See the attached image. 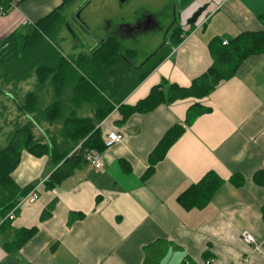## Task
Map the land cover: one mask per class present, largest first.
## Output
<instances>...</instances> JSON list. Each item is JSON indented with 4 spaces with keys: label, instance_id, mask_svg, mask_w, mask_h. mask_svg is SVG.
<instances>
[{
    "label": "crops",
    "instance_id": "crops-1",
    "mask_svg": "<svg viewBox=\"0 0 264 264\" xmlns=\"http://www.w3.org/2000/svg\"><path fill=\"white\" fill-rule=\"evenodd\" d=\"M204 2L209 4L202 18L206 21L190 29L183 23L178 46L171 43L172 32L167 33L160 63L129 93L124 106H135L163 80L190 87L212 66L214 41L264 32V0H198L195 5ZM62 3L22 0L0 19V47L13 33L59 9L63 13L67 6ZM49 82L39 89L33 74L19 83L22 89L30 86L26 95L36 93L44 110L56 100ZM5 94L23 116L17 98ZM196 102L210 110L188 125V110ZM118 121L121 117L114 111L104 122L106 131L125 135L122 143L102 153L103 169L82 164L54 189L45 185L55 170L50 159L23 152L12 178L21 188L36 183L32 192L37 201L29 205L28 196L22 198L10 229L0 230V264H143L145 250L153 244L161 249L158 264H264V185L255 180L264 172V53L247 58L235 77L202 100L160 105L149 113H132L122 124ZM176 127L183 128L182 136L164 157L157 153L151 158ZM36 128L45 134L46 127ZM48 128L46 132L55 129ZM151 168L153 173L145 178ZM210 172L225 185L205 207L184 208L179 197ZM236 175L241 187L230 183ZM45 212L50 216L43 220ZM72 214L83 218L72 222ZM33 229L34 236L16 250L14 232ZM244 231L253 235L256 246L243 242Z\"/></svg>",
    "mask_w": 264,
    "mask_h": 264
},
{
    "label": "trees",
    "instance_id": "trees-1",
    "mask_svg": "<svg viewBox=\"0 0 264 264\" xmlns=\"http://www.w3.org/2000/svg\"><path fill=\"white\" fill-rule=\"evenodd\" d=\"M73 1L62 0V6H68ZM4 5L7 6L6 3ZM68 25L71 30L68 29ZM64 27L77 37L71 23L59 9L21 32L13 33L2 44L0 50L4 81L8 83L27 81L35 74L39 89L47 88L50 81L49 84L56 96L51 107L42 110L39 108L37 94L28 93L23 106H20L28 122L14 132L6 147L0 149L1 231L10 229L11 221L7 218L8 215L15 210L22 198L29 196L36 185L33 183L21 188L13 181L12 174L19 167L23 152L36 158L47 156L50 159L55 170L45 185L48 190L54 189L82 164H88L86 160L88 151H105L107 131L104 129V122L114 111L119 113L121 121H125L132 113H149L160 105H171L187 99L202 100L221 82L235 77L247 58L264 53V32L243 33L226 46L222 44L223 41H214L210 48L212 66L206 73L196 78L190 87L183 88L163 80L152 88L147 98L135 106H124L123 101L129 93L134 91L160 63L158 56L162 49L136 67L130 59L137 55L136 51L124 50L117 37H109L90 49V54L80 55L78 62L83 71L77 72L72 69V62L62 57L60 50L53 45V39L60 37ZM183 30V27L173 30L171 33L173 45L178 46L182 41ZM74 49L76 50V47ZM84 105L88 110L79 115L77 111ZM63 106H70L72 109L69 113H63ZM209 110L196 102L188 110L186 124H192ZM121 121L118 122L122 124ZM43 123L55 127L56 130L51 132L53 136H48L46 131L45 134L34 133L33 129L41 127ZM183 133L182 127L171 130L151 158L157 153H162L161 158L164 157ZM151 162L155 164L154 159H151ZM153 171L154 168H151L145 178ZM255 180L264 185V172L258 173ZM230 183L235 187H241L242 179L236 175L230 179ZM223 185L225 181L214 172H210L198 184L191 186L182 194L178 201L188 210L203 208L212 201ZM72 215V222L83 218V215ZM49 216L50 214L45 212L42 219L45 220ZM35 233V229L15 231L14 248L16 250L22 248ZM160 254L161 249L157 251L155 244L150 245L145 250L143 264H158Z\"/></svg>",
    "mask_w": 264,
    "mask_h": 264
},
{
    "label": "rangeland",
    "instance_id": "rangeland-1",
    "mask_svg": "<svg viewBox=\"0 0 264 264\" xmlns=\"http://www.w3.org/2000/svg\"><path fill=\"white\" fill-rule=\"evenodd\" d=\"M108 1L110 2L109 5ZM160 1L164 0H75L64 9L63 15L71 23L77 37L64 27L60 33V38H64L65 44L61 43L62 41L57 37L53 39V45L60 50L59 53L62 57L72 62V69L79 72L83 71L78 62L80 55L90 54L89 50L101 40L118 36L124 50L136 51L137 55L130 59L132 60V64L138 67L150 56L158 52L160 46L164 44L171 19L167 16L165 18V25L164 18H162V25L159 29L145 30L134 37L123 36L121 29L125 30V26L137 24L147 13L152 12L156 14L157 8L164 9L168 3H173L175 0H167L165 3ZM190 1L195 0H182L181 3L185 7V5L188 6L191 3ZM158 2H160L159 7H156ZM210 9L212 10V8ZM77 14L79 15L78 18ZM6 16H0V19ZM203 20L201 18L197 26L206 21ZM86 22L88 26H86ZM84 27L91 31L90 34H83L87 30ZM73 47H76V52L71 50ZM1 48L2 45L0 50ZM3 75L4 70L0 64V149L6 147L14 132L28 122V119L25 116H21V113L17 111L14 103L5 97L7 96L5 92L11 93L17 98L19 106H23L26 90L31 91L30 86L28 89H22L19 82L15 85L4 81ZM84 108L88 110V107L84 105L77 113L81 115L84 112ZM71 109L67 110L66 108L64 111L67 110L66 112L69 113ZM42 127H46L45 131L49 130L47 123H43ZM33 130L35 134H38L36 127ZM46 133L50 137L53 136L51 132Z\"/></svg>",
    "mask_w": 264,
    "mask_h": 264
},
{
    "label": "built area",
    "instance_id": "built-area-1",
    "mask_svg": "<svg viewBox=\"0 0 264 264\" xmlns=\"http://www.w3.org/2000/svg\"><path fill=\"white\" fill-rule=\"evenodd\" d=\"M21 0H3V2L0 4V16H6L7 12L12 9V8H16L18 6V3ZM4 3H6L5 6ZM224 46L228 45L229 42L225 41L222 43ZM124 133L121 131H114L108 129L107 133H106V139H105V149H110L112 148L114 145L120 144L123 142L124 140ZM103 152H97V151H88L86 154V160L87 163L92 165L96 170H102L103 166H104V157L102 155ZM37 201V195L35 193H31L28 198H27V204L32 205ZM22 205V203H20L13 212H11L8 215V219L10 221L15 220L16 218V212L17 209ZM241 239L243 240V242L246 245H250V246H256L257 242L256 239L253 237V235H251L249 232L244 231L241 234ZM186 264H190L189 262H186Z\"/></svg>",
    "mask_w": 264,
    "mask_h": 264
},
{
    "label": "flooded vegetation",
    "instance_id": "flooded-vegetation-1",
    "mask_svg": "<svg viewBox=\"0 0 264 264\" xmlns=\"http://www.w3.org/2000/svg\"><path fill=\"white\" fill-rule=\"evenodd\" d=\"M182 0H175L173 3H168L164 9H159L157 13H147L145 14L144 18H141V20L138 21L137 24L132 26H127V29L123 30L121 29V32H123V36L128 35L131 37H134L138 33L145 31V30H156L161 27V19L164 18V24H165V18L169 16L171 19V22L167 28V33L173 32V30H176L178 28H182L184 26L183 22H181L180 14L192 4L194 1H190L191 3L185 7H183ZM189 1V0H187ZM196 1V0H195ZM3 2L1 0L0 4ZM166 25V24H165ZM119 34V32H117ZM118 38V36H117Z\"/></svg>",
    "mask_w": 264,
    "mask_h": 264
},
{
    "label": "water",
    "instance_id": "water-1",
    "mask_svg": "<svg viewBox=\"0 0 264 264\" xmlns=\"http://www.w3.org/2000/svg\"><path fill=\"white\" fill-rule=\"evenodd\" d=\"M0 2H1V0H0ZM196 2H198V0L192 2V4L189 5L188 7H186V9L180 14L181 22L185 23V25H187L188 27L197 26L200 19L204 17V15L207 13L208 8H209V4L206 3L202 6H198V8H196L192 14L188 15L189 11L195 6ZM78 17H79V15L77 14V18ZM68 29L71 30L69 25H68ZM165 44H166V41L164 42L163 45H165ZM156 53H154L152 56H150L146 61L151 59Z\"/></svg>",
    "mask_w": 264,
    "mask_h": 264
},
{
    "label": "bare ground",
    "instance_id": "bare-ground-1",
    "mask_svg": "<svg viewBox=\"0 0 264 264\" xmlns=\"http://www.w3.org/2000/svg\"><path fill=\"white\" fill-rule=\"evenodd\" d=\"M204 4H206V2H204V3H199V5H195L190 11H189V13L188 14H192L193 12H194V10L196 9V8H198V6H202V5H204Z\"/></svg>",
    "mask_w": 264,
    "mask_h": 264
}]
</instances>
